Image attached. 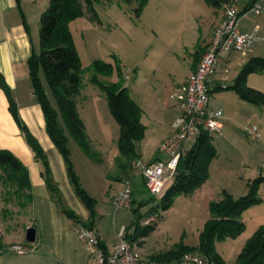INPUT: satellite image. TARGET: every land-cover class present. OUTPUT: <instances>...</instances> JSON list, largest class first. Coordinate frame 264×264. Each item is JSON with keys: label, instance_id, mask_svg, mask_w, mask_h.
Returning <instances> with one entry per match:
<instances>
[{"label": "rangeland", "instance_id": "rangeland-1", "mask_svg": "<svg viewBox=\"0 0 264 264\" xmlns=\"http://www.w3.org/2000/svg\"><path fill=\"white\" fill-rule=\"evenodd\" d=\"M244 2L248 0L239 1L240 9ZM94 7L100 23L91 21L85 14L69 21L68 26L82 64L80 91L75 101L95 156L86 154L67 127L63 128L79 183L95 200L94 229L102 242L111 248L118 242V232L122 226L125 232L134 231L133 209L136 208L140 225L157 223L148 236L131 241L137 245L139 256L153 260L155 258L152 257L160 256L179 243L190 248V252L203 256L197 247L201 231L210 216L209 197L212 200L220 199L221 194L218 193L226 190L230 182L236 185L239 181L264 176V105L240 98L231 88L213 89L210 86L209 106L222 110L224 127L220 132L211 134L217 155L209 164L208 178L193 191L176 195L166 210H156L160 195L155 201L145 202L151 194L131 167L134 159L130 162L119 152V127L109 112L105 92L91 82L94 73L92 63L100 59L115 65L113 56L116 57L122 75L118 77L114 68L109 76L98 77L104 81L118 82L119 87L126 86L141 107L140 119L145 130L143 137L135 142L136 154L144 160L148 159L158 150L156 140L168 119L167 115L160 116L153 104L163 100L167 90L182 83L189 56L206 39L209 27L214 24L210 23L217 18L220 9L216 11L204 0H148L139 16L134 13V2L127 4L123 0H98ZM247 26L252 30L261 26L264 30V12L241 13L237 27ZM260 32L258 29L257 34L263 38ZM258 42H262L261 39ZM255 56L264 57L262 54ZM236 65L231 63L227 69L217 70V76L227 77L226 81H221V87L232 83L239 71ZM39 76L51 104L55 106L41 70ZM246 84L264 92V71L249 74ZM252 125L257 127L259 138L247 133V128ZM55 151L63 159L58 149ZM48 156L51 157L50 152ZM2 177L4 172L0 169V207L6 206L0 209L1 228L13 237L22 238L26 230L33 227L36 231L35 241L27 242L24 238V243L51 253L57 259L72 256L74 248L68 245V235L78 236L75 231L78 224L68 218L48 190L33 188L32 204L27 206L28 197L22 198L12 193L13 188L8 182L5 184ZM121 177L123 180H133L135 177V201H131L130 207H115L111 202L114 192L124 186ZM65 180L66 188L63 191L57 184L61 204L76 209L73 205L77 202L78 207L87 211L76 196L67 172ZM258 196L260 202L244 209L240 215L246 224L243 232L235 237L214 238V249L222 264H234L247 238L259 225L264 224V180L259 183ZM19 200H23L20 214L14 213L19 208ZM84 250L91 262L92 253L88 248Z\"/></svg>", "mask_w": 264, "mask_h": 264}, {"label": "trees", "instance_id": "trees-1", "mask_svg": "<svg viewBox=\"0 0 264 264\" xmlns=\"http://www.w3.org/2000/svg\"><path fill=\"white\" fill-rule=\"evenodd\" d=\"M97 1L48 0L47 6L41 12L39 18V49L38 51L32 50L27 59L33 94L42 108L46 132L63 157L67 176L76 196L88 211L86 220H81L74 210L61 204L59 188L53 179L46 152L21 119L17 104L5 83L3 75L0 73V87L7 96L9 111L29 146L34 159L42 166L41 176L51 198L60 205L61 210L69 219L89 229L94 228L96 217L95 200L79 183L78 176L72 166L69 149L67 148V138L63 128L64 126L67 127L86 154L92 157L95 156L75 101V97L80 91L82 64L68 23L85 14L91 21L100 23V18L94 7ZM123 1L127 4L134 2V13L139 16L148 0ZM204 1L208 6L216 10L223 8L231 0ZM253 1L248 0L240 14L244 13ZM198 50L199 48H196L193 55H196ZM113 57L115 65L111 62L95 59L92 63L94 73L90 79L92 83L105 92L109 112L119 127L117 140L119 152L131 162L133 159L140 157L136 154L135 142L143 137L145 126L140 119L142 110L129 94L128 88L126 86L119 87L118 82H108L98 77V75L109 76L114 68L118 77L122 75L121 67L117 63L116 57ZM40 70L52 94L55 106L51 104L48 98L46 88L39 76ZM262 71H264V57L251 56L241 66L232 83L227 86H220L218 89L231 88L240 98L254 104L264 105V92L246 84L249 74ZM216 155L217 151L212 142L211 134L201 131L196 141L181 155L172 181L158 198L156 210L158 208L166 210L170 207L176 195L189 193L201 186L208 178L209 164ZM0 169L4 172L2 179L5 184L8 182L10 187L13 188L12 193L18 197H28V201H30L31 186L28 170L11 151L5 148H0ZM263 180L264 176L261 175L249 180L247 182V191L241 196L234 197L226 190H222L220 199L209 201L210 216L201 231L197 249L213 264H222L219 254L214 249V238L235 237L245 230L246 224L240 219V215L244 209L260 202L258 187ZM155 199H157L156 196L151 195L145 202L155 201ZM131 201L134 202L135 200L131 199ZM22 202L23 200H19L18 204ZM133 212L135 214L134 231L132 233L125 232V237L129 241L148 236L157 226L156 222L140 225L137 220L136 208L133 209ZM99 246L105 253L108 252L102 241L99 242ZM189 249L179 243L161 253L160 256L152 257V259L170 262L178 259L184 252L190 251ZM234 264H264V224L259 225L247 238L237 254Z\"/></svg>", "mask_w": 264, "mask_h": 264}, {"label": "crops", "instance_id": "crops-1", "mask_svg": "<svg viewBox=\"0 0 264 264\" xmlns=\"http://www.w3.org/2000/svg\"><path fill=\"white\" fill-rule=\"evenodd\" d=\"M47 4L46 0H0V73L3 75L5 83L9 87L11 95L17 104L21 119L46 152L55 182L58 184L61 191H63V188H66L64 162L63 159L56 154L55 149L57 150V148L46 132L43 111L33 94L27 64V59L31 54V51H38L39 49V18ZM217 10L219 9H216V11ZM249 12L250 11L244 12L243 14ZM221 16L222 8L219 10L217 18L211 21L210 25L212 22L214 24L212 27H209L208 35L206 39L202 41L198 53L193 55L196 50L194 49L191 53L192 55L189 56L182 83L194 69L205 44L210 40L214 27L220 20ZM257 28L259 31L261 30L260 33L264 35L263 28H261V26H258ZM239 29L245 32L252 31V27L250 26L240 27ZM263 38L259 36L251 51L247 53H233L225 60H222L210 77L209 85L211 88L216 89L220 87L221 81L227 80L226 76L219 77L216 75L218 69H227L231 63H235L237 64L236 66L238 67V70H240L241 66L249 57L258 54L264 55ZM260 39L262 42H258ZM223 77H225L226 80H223ZM178 85L180 84L178 83L167 90L163 97L164 99L158 101V104H153V106H156L155 108L158 109L160 116L166 117L167 115L168 117L166 122H164V129L161 130L156 140L158 148L162 140L173 130V123L180 113L176 101L172 96L173 91ZM8 106L9 102L7 96L0 87V148H5L11 151L26 166L31 186V200L29 201V203H31H28L27 205L30 206L32 204V189L36 188L43 191L45 188L47 189V187L41 176L42 166L34 159L29 146L25 142L19 127L9 111ZM223 127L224 122L222 121V129ZM49 152L51 153V157L48 156ZM157 156L158 150L155 154L150 155L148 159L152 160ZM135 177L132 180V199H134L133 184ZM120 180L123 181V177H121ZM248 181H239L236 182V185H231L232 183L230 182L226 185V190L234 197L241 196L247 191ZM214 194L215 193H213L212 196H214ZM210 200H212L211 197H209L208 201ZM18 205L19 208L14 210V213L20 214L22 212V204ZM77 205V202H74L73 206L76 209L72 210H74L81 220H86L88 218V211L83 210L81 206L78 207ZM4 207H0V209L3 210L5 209ZM93 230L95 231L94 228ZM69 237H71V239H69ZM24 238L25 235L24 237L22 235V238L11 236L7 230L1 228L0 223V264H91L92 262H90L88 253L84 250L87 249L85 243H83L84 240L82 239V242L79 235H68V245L74 248V252L72 256L69 257L65 255L63 259H57L51 253L40 251L35 246L24 243ZM100 241H102L101 238ZM17 246H21L23 249L19 251L16 248ZM107 249L110 248L107 247Z\"/></svg>", "mask_w": 264, "mask_h": 264}, {"label": "built area", "instance_id": "built-area-1", "mask_svg": "<svg viewBox=\"0 0 264 264\" xmlns=\"http://www.w3.org/2000/svg\"><path fill=\"white\" fill-rule=\"evenodd\" d=\"M240 0H231L222 8V16L214 27L210 40L205 44L194 69L183 83L173 91V98L179 108V116L173 123V130L162 140L158 156L152 160L137 157L132 161V168L143 179L147 191L159 196L172 181L181 155L192 145L201 131L210 134L222 129V110L209 106L210 77L222 60L233 53H247L252 50L259 38L257 26L250 32L237 27L242 9ZM261 14L264 2L254 0L245 12ZM223 80H226L223 77ZM247 133L259 138L260 133L255 125L247 128ZM123 188L114 192L111 202L115 207L131 205L132 179L123 181ZM76 232L84 240L86 247L93 255L91 264H213L205 256L185 252L178 259L165 262L142 258L137 253V245L125 237V228L118 232V242L105 253L99 246L98 234L81 224ZM21 251L23 247L17 246Z\"/></svg>", "mask_w": 264, "mask_h": 264}, {"label": "water", "instance_id": "water-1", "mask_svg": "<svg viewBox=\"0 0 264 264\" xmlns=\"http://www.w3.org/2000/svg\"><path fill=\"white\" fill-rule=\"evenodd\" d=\"M25 239L27 241H29V242H33L34 241V239H35V229L33 227H29L26 230Z\"/></svg>", "mask_w": 264, "mask_h": 264}]
</instances>
